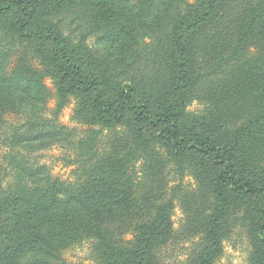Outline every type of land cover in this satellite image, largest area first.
Returning <instances> with one entry per match:
<instances>
[{
  "label": "rangeland",
  "instance_id": "obj_1",
  "mask_svg": "<svg viewBox=\"0 0 264 264\" xmlns=\"http://www.w3.org/2000/svg\"><path fill=\"white\" fill-rule=\"evenodd\" d=\"M38 7L79 65L65 76L0 13V264H260L264 197L228 187L223 205L231 168L161 131L230 148L264 187V0Z\"/></svg>",
  "mask_w": 264,
  "mask_h": 264
},
{
  "label": "trees",
  "instance_id": "obj_2",
  "mask_svg": "<svg viewBox=\"0 0 264 264\" xmlns=\"http://www.w3.org/2000/svg\"><path fill=\"white\" fill-rule=\"evenodd\" d=\"M39 1L40 0H0V13L14 11L17 18L15 33L18 39H32L43 45H52V47L56 49L53 56L54 63L59 66L65 76H75L77 74L79 63H77L76 58L70 53L68 47L65 45L61 34L56 31L51 24L46 23L38 17ZM256 19L257 14L255 13L241 31L237 40V46L244 41ZM70 88L71 87H69V90H72ZM67 89L66 86L63 87L59 85V105L64 103ZM131 104L132 103H127V106L130 107ZM119 111L123 112V107H120ZM166 118L169 122L172 120L170 115H167ZM254 118L256 120H264V111ZM161 134L168 138L177 153H182L188 149H195L203 153L213 152L217 163H224L226 164V167L231 168L229 172L225 170L217 178L218 198L223 205L227 202L225 193L228 187L234 188L235 192H240L241 190L250 192L258 191L262 197H264V187H254L253 184L249 182L248 179H244L241 174L234 176V169H232L229 162L233 159L232 154H230V148L210 144L209 140L203 134L182 135L179 130L173 126L162 130ZM261 226L262 239L264 241V214L261 218ZM260 264H264V252L263 261Z\"/></svg>",
  "mask_w": 264,
  "mask_h": 264
}]
</instances>
